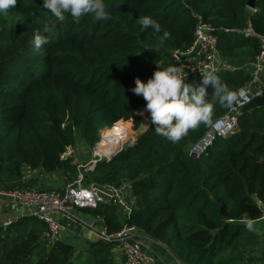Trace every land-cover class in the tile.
Returning a JSON list of instances; mask_svg holds the SVG:
<instances>
[{
  "label": "trees",
  "instance_id": "1",
  "mask_svg": "<svg viewBox=\"0 0 264 264\" xmlns=\"http://www.w3.org/2000/svg\"><path fill=\"white\" fill-rule=\"evenodd\" d=\"M247 2L105 0L107 20L89 15L77 23L70 15L55 22L43 0H17L0 14V188L34 187V180H22L25 167L70 184L80 171L62 155L77 139L93 148L102 131L127 130L128 123L137 131L144 118L148 127L133 145L81 171L86 187L129 185L133 213L121 220L110 202L83 211L101 218L108 233L137 228L180 264H262L264 235L248 231L245 220L254 224L264 217V106L240 113L233 134L193 159L190 145L229 107L214 102L208 123L172 143L155 133L150 114H139L146 101L131 90L137 77L146 82L157 68L177 66L174 53L191 46L199 25L217 38L220 64L234 69L213 75L234 91L248 85L258 37H264V0L254 9ZM145 15L160 23V33L137 23ZM45 25L51 27L49 42L36 51L34 32ZM217 25L231 30H213ZM186 82L198 87L202 75ZM207 92H213L211 84ZM45 230L35 216L0 223V264H122L113 242L98 240L84 252L61 240L48 247Z\"/></svg>",
  "mask_w": 264,
  "mask_h": 264
},
{
  "label": "built area",
  "instance_id": "2",
  "mask_svg": "<svg viewBox=\"0 0 264 264\" xmlns=\"http://www.w3.org/2000/svg\"><path fill=\"white\" fill-rule=\"evenodd\" d=\"M244 34L248 36L252 32L248 29L244 31ZM258 39L260 49L249 66L252 80L248 85L238 90L241 94V103L229 108L224 115L211 124L204 137L189 150L188 153L191 158H199L216 139L233 134L238 127L239 110L249 104L253 98L264 94V37H258ZM173 57L186 79L190 76L202 75L201 73L213 75L227 70H234L226 66V63L220 64L221 57L218 51L217 38L210 33V28L207 25H199L194 32L191 46L182 52H175ZM256 83L259 86L254 87ZM71 151L72 148H68L66 152ZM63 155L62 159H64ZM104 189L109 193L108 199L103 198L91 187L84 186L81 173L77 175L72 183L67 184L61 192L37 187L17 188L9 191L0 188V213L6 209L17 210L12 218L0 223L3 227H6L12 221L24 215L38 217L46 226V230L41 235L42 242L48 247H52L60 241V236L64 231L56 215L69 217V213L74 209H94L99 204L106 202L117 206L126 217L133 213L134 200L130 198L129 185H122L121 187L107 185L104 186ZM97 236L99 240L116 244L119 257L122 258V261L120 260L122 264L161 263L152 255L148 242L135 227L125 226L114 233H108L102 227L99 229ZM262 264H264V261Z\"/></svg>",
  "mask_w": 264,
  "mask_h": 264
},
{
  "label": "clouds",
  "instance_id": "3",
  "mask_svg": "<svg viewBox=\"0 0 264 264\" xmlns=\"http://www.w3.org/2000/svg\"><path fill=\"white\" fill-rule=\"evenodd\" d=\"M16 4L17 0H0V14H6ZM42 8L50 12L55 22H63L66 15H70L77 23L84 16L90 15L96 21L107 20L110 16L105 0H43ZM137 23L145 30L151 28L155 33L161 32L160 23L150 15L139 17ZM50 31L51 27L45 25L42 31L34 32L32 44L36 51L49 42ZM167 37L168 33L164 32L161 42ZM201 74L202 82L198 87L186 82L181 68L176 65L157 68L146 82L139 77L135 79V87L131 90L142 95L146 101V111L150 114L157 135L177 143L190 129L210 121L214 102L229 108L241 103L239 91L231 90L215 75ZM209 84L213 87L211 95L207 92ZM245 227L248 231H253V221L246 219Z\"/></svg>",
  "mask_w": 264,
  "mask_h": 264
},
{
  "label": "crops",
  "instance_id": "4",
  "mask_svg": "<svg viewBox=\"0 0 264 264\" xmlns=\"http://www.w3.org/2000/svg\"><path fill=\"white\" fill-rule=\"evenodd\" d=\"M259 86L258 83L254 85V87ZM78 163V162H77ZM79 168H83L82 165L77 164ZM86 165V164H85ZM23 182H28L29 180H34L35 184L32 186H38L42 189L44 187H53L54 182L57 179L55 174L44 173L39 171H31L29 168L25 167L23 169ZM63 183V182H62ZM60 185V184H58ZM30 186V185H29ZM91 189L101 194L103 198L108 199L109 193L102 186L91 185ZM61 191V189L59 190ZM17 210L14 209H6L0 214V222H4L7 219H10L14 214H16ZM24 215L22 217H26ZM118 216L121 220L124 219L125 215L119 209ZM57 219L61 222L64 231L60 236V240L63 244L70 245L74 247L77 252H84L87 246L90 243H94L99 240L97 233L100 228L103 227V221L101 218L93 217L89 213L74 209L69 213V217H65L62 215H56ZM254 230L258 232V234L264 235V217L259 221L254 223ZM148 246L150 248V252L153 256H155L158 260L161 261L160 264H180L179 261L173 259L171 254L165 250L161 245L156 242L148 241ZM115 256L117 260L120 262L122 258L119 257V252L116 249Z\"/></svg>",
  "mask_w": 264,
  "mask_h": 264
},
{
  "label": "rangeland",
  "instance_id": "5",
  "mask_svg": "<svg viewBox=\"0 0 264 264\" xmlns=\"http://www.w3.org/2000/svg\"><path fill=\"white\" fill-rule=\"evenodd\" d=\"M222 59H223V56L221 57ZM224 60V59H223ZM236 61V60H235ZM235 61H234V63H235ZM236 62H238V61H236ZM141 113H143V115H141V116H147L149 113L146 111V109H142L140 112H139V114H141ZM128 126V128L129 129H127V130H121V129H116V130H114V129H112V128H110V129H107V130H104V131H102L101 133H100V136H99V141H97L96 143H95V145H94V147L93 148H89V147H87L86 145H84V144H82L80 141H78V139H77V141H76V144H75V146L74 147H72V151L71 152H66L64 155H63V158L64 159H72V164H79V165H82V167L83 168H79V167H77V169L80 171L79 173H81L82 174V170H85V171H87V170H91V169H93L94 168V165H96L97 164V162H99V161H101V160H106V158H108L109 156H101L102 154H100V152H99V150H101V149H97L98 150V153L100 154V156H96L95 155V152H96V148L98 147L99 148V146L101 145V142H102V138H103V136L106 134V131H109V130H111V131H123L126 135H127V140L123 143V148H125V147H127V146H129V144L130 143H132V142H135L136 141V139L138 138V136L140 135V133H142L148 126H147V122H146V120L143 118V120H142V123H141V126H140V129L139 130H137V131H134L133 129H132V125H131V123H128L127 124ZM129 131V132H128ZM196 143H193V144H191L190 146H191V148L195 145ZM122 148V149H123ZM190 148V149H191ZM188 155H189V153H188ZM107 161V160H106ZM78 162V163H77ZM96 162V163H95ZM86 164V165H85ZM78 166V165H77ZM78 173V174H79ZM77 174V175H78ZM56 175V177H57V179L55 180V182L53 183L54 184V186L53 187H44V189H49V190H56L57 192H61L63 189H64V187L67 185V184H64V183H62L63 181H62V179L60 178V177H58V174H55ZM58 184H60V185H58ZM34 187H38V186H34ZM88 187H91V186H88ZM39 188H41V186L39 187ZM61 189V191H59ZM1 214V213H0ZM14 216V215H13ZM12 216V217H13ZM11 217V218H12ZM255 226H254V224H253V228H254ZM117 251L116 250H114V254L116 253Z\"/></svg>",
  "mask_w": 264,
  "mask_h": 264
},
{
  "label": "bare ground",
  "instance_id": "6",
  "mask_svg": "<svg viewBox=\"0 0 264 264\" xmlns=\"http://www.w3.org/2000/svg\"><path fill=\"white\" fill-rule=\"evenodd\" d=\"M127 140V135L123 131H106V134L102 138L101 145L96 148L95 155L110 156L113 151L123 146V143ZM99 150L100 154L98 153Z\"/></svg>",
  "mask_w": 264,
  "mask_h": 264
},
{
  "label": "water",
  "instance_id": "7",
  "mask_svg": "<svg viewBox=\"0 0 264 264\" xmlns=\"http://www.w3.org/2000/svg\"><path fill=\"white\" fill-rule=\"evenodd\" d=\"M257 0H248L247 2V8L249 9H254L255 8V3ZM213 30H224V31H229L231 30V28L229 27H225V26H214ZM264 106V94L262 96L259 97H255L251 100V102L249 104H247L246 106H244L242 109L239 110V113H244L248 110H251L253 108L256 107H263ZM135 142H132L129 144V146L133 145ZM122 146L118 149H116L114 152L111 153V155L108 157V159H106L107 161H109L110 159H112L114 156H116L121 150H122ZM224 219L226 221H229V214L227 211H224Z\"/></svg>",
  "mask_w": 264,
  "mask_h": 264
}]
</instances>
